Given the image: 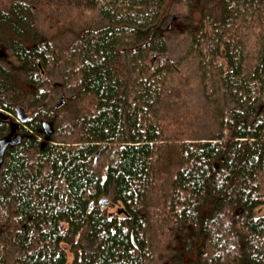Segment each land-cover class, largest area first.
<instances>
[{"label": "trees", "instance_id": "obj_1", "mask_svg": "<svg viewBox=\"0 0 264 264\" xmlns=\"http://www.w3.org/2000/svg\"><path fill=\"white\" fill-rule=\"evenodd\" d=\"M218 1L174 0L172 29L163 0H0V109L32 115L0 166V264H264V0ZM193 89L223 105L203 138Z\"/></svg>", "mask_w": 264, "mask_h": 264}, {"label": "rangeland", "instance_id": "obj_2", "mask_svg": "<svg viewBox=\"0 0 264 264\" xmlns=\"http://www.w3.org/2000/svg\"><path fill=\"white\" fill-rule=\"evenodd\" d=\"M173 1L174 0H163V5H162V9H161V18H163L164 16L166 17V19L164 20L163 24L161 25L163 28H165L168 24H172V29L175 28V26H179L182 27L183 25H187V23H184V20L182 18H180V20H173V15H175V11L173 9ZM218 0H213V3L211 2H207L206 6H207V10L210 11L213 7H217L218 6ZM48 8H46V12H47ZM183 13V10H181V16ZM51 13H49L50 15ZM195 19L198 17L197 15H192ZM64 16L62 15V13H59V17L58 18H53L51 16V19L54 20L56 23L61 24L60 27L62 28L64 26V31L65 33H67L68 31H72L75 29V26H73L71 23H68L64 20L63 18ZM51 21V20H48ZM175 26H174V25ZM50 27V26H49ZM51 31L47 30L51 35H54L57 30H59L60 28H56L57 30L53 29L52 27ZM48 29V28H47ZM174 36H171L169 42H168V52L165 54V58L169 59L170 62L173 63V65L177 68L179 67L181 70H192L193 67L191 65H187L186 61L183 60L182 58V51L184 50V48L186 47V41L184 38L182 37H176V34H173ZM11 53V52H10ZM9 53V59L11 62H13L14 57L11 56V54ZM58 83V81H56ZM24 87L28 88V85L23 84ZM62 90V92H53L52 93V103H57L63 95V92L66 90V88H60ZM67 94V98L70 95V93L68 91H66ZM49 98V97H48ZM65 99V97H63ZM66 98V99H67ZM68 100V99H67ZM179 103H185L187 106H191L194 110V112H200L203 110L204 106L206 107L205 113L204 115L199 119V121H197L196 123L192 124V130L194 131L193 135L197 138H203L208 136L209 134H213L216 133L218 130V125H217V121L219 122V120L221 119V116L223 114L224 111H222L223 109V105L222 103H215L213 105H210L209 103H205L201 93L196 90H190L189 93L186 95V99H182L179 100ZM26 109V108H25ZM26 111L31 114V111H28L26 109ZM187 130L185 128H182V132L185 134ZM175 134V133H174ZM163 170H161V174L163 175L161 176L162 178H164V174H163ZM101 199H105V204L104 206L100 205V200ZM95 208L96 209H100L101 211L106 212V214L108 216H115L118 215L117 211L121 209V205L118 204L117 202H114L113 200V193H109L106 196H102L100 198H98L95 202ZM260 216L264 215V208H260V210H258Z\"/></svg>", "mask_w": 264, "mask_h": 264}, {"label": "water", "instance_id": "obj_3", "mask_svg": "<svg viewBox=\"0 0 264 264\" xmlns=\"http://www.w3.org/2000/svg\"><path fill=\"white\" fill-rule=\"evenodd\" d=\"M0 56H2V53L0 52ZM63 103V100L59 102L57 107H60ZM16 117L20 121V123H26L29 120V116L25 114L24 110L22 108H17L16 110ZM1 119H7V116H5L3 113H0ZM19 124H11L10 127V134L6 137H3L0 139V166L3 164L4 154L8 148V146H13L14 144H17L20 141V136L18 134H15L16 131L19 128ZM43 132L45 135V141H47L50 137V125L44 124L43 126ZM15 134V135H14ZM14 135V136H13ZM105 199H102L100 201V205L104 206Z\"/></svg>", "mask_w": 264, "mask_h": 264}, {"label": "flooded vegetation", "instance_id": "obj_4", "mask_svg": "<svg viewBox=\"0 0 264 264\" xmlns=\"http://www.w3.org/2000/svg\"><path fill=\"white\" fill-rule=\"evenodd\" d=\"M58 104H59V103H58ZM62 104H63V103H62ZM15 110H16V109H15ZM5 116H6V115H5ZM7 118H9V119H7V120H9V122L12 124V123L15 122L14 119H15L16 117H15V114H9V113H8V114H7ZM26 123H27V122H26ZM18 133H19V135H22V134H21V127L18 128V130L16 131L15 134H18ZM9 134H10V132H9ZM9 134H8V135H9ZM15 134H14V135H15ZM8 135H6V136H8ZM14 135H13V136H14Z\"/></svg>", "mask_w": 264, "mask_h": 264}]
</instances>
